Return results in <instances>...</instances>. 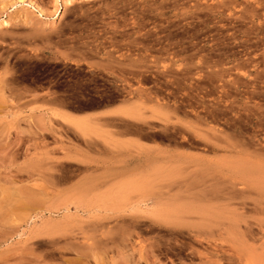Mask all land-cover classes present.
Segmentation results:
<instances>
[{"label":"rangeland","instance_id":"rangeland-1","mask_svg":"<svg viewBox=\"0 0 264 264\" xmlns=\"http://www.w3.org/2000/svg\"><path fill=\"white\" fill-rule=\"evenodd\" d=\"M59 12L0 0V264H264V0Z\"/></svg>","mask_w":264,"mask_h":264},{"label":"bare ground","instance_id":"bare-ground-1","mask_svg":"<svg viewBox=\"0 0 264 264\" xmlns=\"http://www.w3.org/2000/svg\"><path fill=\"white\" fill-rule=\"evenodd\" d=\"M59 2V5H60V12L58 14V16L61 14L62 12V9L64 8L65 5L69 4L70 3V0H57ZM32 4V3H31ZM33 5V4H32ZM43 14V13H42ZM5 20V19H4ZM5 24L7 23V21H4Z\"/></svg>","mask_w":264,"mask_h":264}]
</instances>
